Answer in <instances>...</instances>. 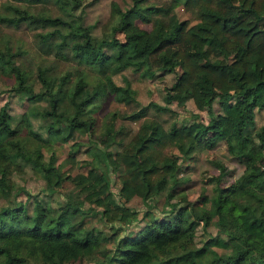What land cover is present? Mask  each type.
<instances>
[{
    "label": "trees",
    "instance_id": "trees-1",
    "mask_svg": "<svg viewBox=\"0 0 264 264\" xmlns=\"http://www.w3.org/2000/svg\"><path fill=\"white\" fill-rule=\"evenodd\" d=\"M28 1L51 2L55 8L34 14L7 3L9 15L0 16L5 25L25 21L44 28L36 32L42 53L33 56L30 66L24 65V51L11 36L0 34V74L11 80L3 92L11 97L25 91L29 102L44 104L25 112L15 125L10 100L0 110V264L25 263L29 257L40 258L42 264L82 257L91 264H264V223L254 246L239 236L205 231L209 212L203 209L199 217L204 238L196 245L184 210L191 201L183 191L175 193L183 181L177 173L179 161L189 157L205 132L211 133L209 144L225 139L235 155L255 141L264 147V123H255L256 111L264 113V0H147L141 5L133 0L125 8L117 6L119 21L113 29L122 33L121 40L94 37L69 0ZM179 4L186 18L177 16ZM136 17L149 28L140 27ZM62 61H75L76 67L59 70ZM176 68L180 73L165 89L166 101L184 106L191 100L197 109H210L219 95L234 102L221 113H211L210 124L184 118L165 127L146 115L166 107L152 100L142 103L130 80L118 84L111 77L124 70L149 76ZM105 96L134 105L126 117L143 122L122 143L113 112L103 134L87 138L98 164L91 161L71 177L56 162L55 152L45 158L43 148L55 140H74L76 132L93 131L90 112ZM114 144L120 148L108 149ZM25 168L42 178L41 191L55 204L12 181V174ZM68 181L73 186L69 189ZM23 192L32 197L31 205L29 197L19 198ZM134 196L142 208L126 204ZM161 196L166 205L179 198L165 209L157 204ZM213 205L224 206L219 193ZM157 206L165 216L161 221L154 217ZM142 221L140 236L134 238L128 229ZM251 250L259 252L258 258L249 257Z\"/></svg>",
    "mask_w": 264,
    "mask_h": 264
},
{
    "label": "rangeland",
    "instance_id": "rangeland-1",
    "mask_svg": "<svg viewBox=\"0 0 264 264\" xmlns=\"http://www.w3.org/2000/svg\"><path fill=\"white\" fill-rule=\"evenodd\" d=\"M147 0H139V5ZM73 6V11L76 14H81L83 23L90 26L91 34L96 37H116L123 39L122 33L113 29L119 21V13L117 6L125 8L132 4L133 0H69ZM18 5L21 8L27 9L31 13H40L47 10H54L53 3L34 2L28 0H0V16L9 15L6 4ZM175 12L179 18H186L187 14L182 4L175 7ZM136 23L142 28H149V24L141 21L138 17L135 18ZM0 22V34L7 33L11 36L12 43L20 46L24 51L22 61L24 65L30 66L33 64V56L41 54L39 46L36 43V32L43 30L41 26L31 24L25 21L19 22L18 25H5ZM75 61H62L59 64V70H73ZM80 68L84 65L79 64ZM180 69L176 68L172 72L165 70H156L149 76H141L139 73L124 70L120 73L111 75L113 80L118 84H123L124 78L130 80L132 87L137 92V98L142 103L154 101L167 108L161 113L149 112L148 118H157L165 127H169L173 122L180 124L184 118L190 120H199L205 124H210L211 113H221L227 106L234 102L233 97L219 95L215 98L210 109H197L194 103L189 100L184 106L179 105L176 101H166V88L171 86L175 81ZM8 76L0 74V110L6 100H10L12 123L15 125L22 115L27 111H34L44 107V104H32L27 99L28 93L18 91L15 95L8 97V93L3 92L4 88L10 83ZM105 96L102 98L98 106L92 109L90 116L95 120L94 130H85L82 133L76 132L68 141L55 140L51 144H47L43 148L44 157L47 158L51 150L55 152L56 162L61 166L62 170L70 173L71 177L78 172H83L91 166L92 162L98 164L97 151L87 138H95L103 134L108 126V121L113 112H116L117 118L114 121L115 130L121 127L118 134L122 137V143H126L132 137L141 123L143 118L138 120H130L126 116L131 113L135 106L124 105L114 100H109ZM145 118V117H144ZM35 120V119H34ZM35 122V121H34ZM256 126L264 123L263 111H256L255 114ZM84 130V129H83ZM205 137L194 145L189 157L182 158L177 169L178 176L182 178V182L177 188L178 191H183L187 198L191 201L190 205L185 207V216L188 224L193 226L195 230V243L200 245L204 234H202L203 221L200 219L202 210L206 209L209 212L207 229L211 234L220 231L223 236L230 234L239 236L244 240L255 244V235L264 223V147L259 141L249 144L245 148V152L235 155L231 152L228 141L225 139H217L213 144L207 142V138L211 137V133L205 132ZM77 141L78 144L72 146L71 143ZM119 144H114L108 149L115 150ZM120 148V147H119ZM114 186H119V181L114 175H110ZM12 181L16 184H22L31 194H37L43 201H51L41 191L43 180L39 175L32 170L25 168L21 173L14 172ZM72 186V182L68 181L65 187L68 189ZM73 187V186H72ZM77 191L78 186H74ZM220 194L224 206L221 208L214 207L213 198L216 194ZM82 195V194H81ZM58 195L56 194V198ZM29 196L23 192L20 197L26 200ZM179 197H174L169 205L165 204L164 198L161 196L157 201L161 207L169 208L176 205ZM3 198L0 195V205L3 203ZM32 197L27 199L29 205ZM53 200V199H52ZM52 202V201H51ZM50 202V203H51ZM55 204V202H52ZM127 205L142 208L141 199L134 196L126 202ZM186 203L180 202L183 206ZM155 219L163 220L165 216L160 210V207H155ZM143 211L140 212V216ZM144 221L133 223L128 229L131 236L134 238L142 230ZM217 250L223 249L216 247ZM257 250L250 251V258H258ZM21 261L20 264H42L41 259L37 257L27 258V262ZM62 264H91L90 259L82 257L76 261L65 262Z\"/></svg>",
    "mask_w": 264,
    "mask_h": 264
}]
</instances>
